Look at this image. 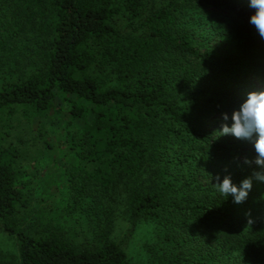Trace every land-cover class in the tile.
Masks as SVG:
<instances>
[{
    "label": "trees",
    "instance_id": "16d2710c",
    "mask_svg": "<svg viewBox=\"0 0 264 264\" xmlns=\"http://www.w3.org/2000/svg\"><path fill=\"white\" fill-rule=\"evenodd\" d=\"M251 11L247 0H0V229L17 245L0 264H130L112 235L118 213L156 226L158 264H264V182L241 204L214 185L264 171L244 163L250 143L218 132L264 58ZM57 126L67 209L89 223L77 240L28 222L24 163L40 141L55 147Z\"/></svg>",
    "mask_w": 264,
    "mask_h": 264
},
{
    "label": "rangeland",
    "instance_id": "374dc122",
    "mask_svg": "<svg viewBox=\"0 0 264 264\" xmlns=\"http://www.w3.org/2000/svg\"><path fill=\"white\" fill-rule=\"evenodd\" d=\"M264 57V55H263ZM264 58L255 65V71L250 75L252 88H264ZM62 122H60L61 124ZM80 126V122H73ZM63 124V123H62ZM59 125V124H57ZM218 126V125H217ZM48 140L55 144L53 148H46L40 141L36 146V153L24 164L27 168L25 176V190L30 199L29 220L38 223L41 227L49 226L64 230L75 240L81 239V228H87L86 218L81 213L67 209L68 198L65 182V171L68 166V158L62 155V149L58 147L64 132L60 127L50 130ZM62 134V135H61ZM34 149V148H33ZM127 217L123 213L115 215L113 237L122 241L129 257L130 264H158V230L152 222L143 221L135 225L132 230ZM0 248L6 255H15L16 240L0 229ZM153 249V254L149 253ZM153 256V257H152Z\"/></svg>",
    "mask_w": 264,
    "mask_h": 264
},
{
    "label": "clouds",
    "instance_id": "9594fccd",
    "mask_svg": "<svg viewBox=\"0 0 264 264\" xmlns=\"http://www.w3.org/2000/svg\"><path fill=\"white\" fill-rule=\"evenodd\" d=\"M247 6L252 10L248 16V24L264 39V0H247ZM220 120L219 137L231 136L250 143L255 156L253 160L245 157L244 163H255L264 169V88L244 93L230 112H221ZM253 178L264 182V171H254L252 176L243 178L238 184L233 182L230 173L225 174L223 178L217 174L215 179L218 182L214 185L216 192L225 200L231 196L233 203L241 204L251 191Z\"/></svg>",
    "mask_w": 264,
    "mask_h": 264
}]
</instances>
